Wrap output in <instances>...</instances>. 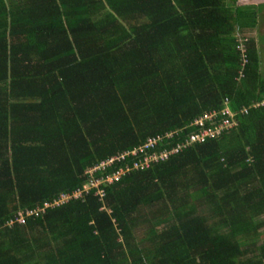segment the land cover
<instances>
[{
  "label": "trees",
  "instance_id": "obj_1",
  "mask_svg": "<svg viewBox=\"0 0 264 264\" xmlns=\"http://www.w3.org/2000/svg\"><path fill=\"white\" fill-rule=\"evenodd\" d=\"M237 1L0 0V264H264V87L237 36L264 5ZM224 99L234 128L10 224Z\"/></svg>",
  "mask_w": 264,
  "mask_h": 264
},
{
  "label": "built area",
  "instance_id": "obj_2",
  "mask_svg": "<svg viewBox=\"0 0 264 264\" xmlns=\"http://www.w3.org/2000/svg\"><path fill=\"white\" fill-rule=\"evenodd\" d=\"M223 103V109L219 111L214 110L204 113L201 117L195 119L192 125L194 127H197V131L191 132L184 141L176 144L174 147L167 149L166 146L162 149V151L160 150V152H156L155 148L159 144H162L164 140L159 137L149 138L141 146H138L131 151L122 152L121 154L113 156L101 162L97 166L90 168L87 171L90 181L88 182V184H86V186H84L82 190H77L70 195H61L59 199L54 200L52 203H44L42 206H37L34 209L20 212L17 214L15 220L11 221L10 224H13L14 222L18 224H24L27 218L40 216L44 214L47 209L63 205L71 199H78L82 196V193H87L90 189H96L95 196H99L100 198H102L104 196L102 190H100V185L102 183L112 185L118 182L122 176L128 174L131 169H138L143 167L147 168L150 163L165 160L170 155L178 154L179 152L194 144H202L208 139H214L218 137L223 131L234 128L237 125L234 119L235 114L229 109L227 99H224ZM258 106H264V100L255 105V107ZM245 113L246 109L241 111V114ZM165 136L170 140V138L172 139L173 134H166ZM128 157L135 158L131 169H129L128 167L120 168L115 173L106 176V178H94V174L96 172L105 171L107 167H110L115 163H123Z\"/></svg>",
  "mask_w": 264,
  "mask_h": 264
},
{
  "label": "rangeland",
  "instance_id": "obj_3",
  "mask_svg": "<svg viewBox=\"0 0 264 264\" xmlns=\"http://www.w3.org/2000/svg\"><path fill=\"white\" fill-rule=\"evenodd\" d=\"M236 4L237 6L255 8L257 6L264 5V0H238ZM257 11H259V14L256 15L257 25L255 29L244 30L237 36L239 43L243 47H246L249 42H253L255 44L259 59L260 82L264 87V6L258 7ZM144 212H146V210ZM260 233L263 234L261 238H264V227L260 230ZM141 235V231L138 230L136 232V238H138V240L141 239L143 237Z\"/></svg>",
  "mask_w": 264,
  "mask_h": 264
}]
</instances>
